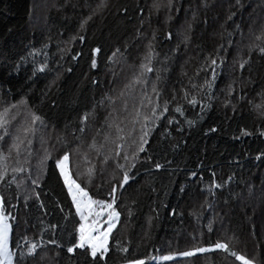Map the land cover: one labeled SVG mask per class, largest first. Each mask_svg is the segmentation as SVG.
<instances>
[{
	"label": "snow or ice",
	"instance_id": "snow-or-ice-1",
	"mask_svg": "<svg viewBox=\"0 0 264 264\" xmlns=\"http://www.w3.org/2000/svg\"><path fill=\"white\" fill-rule=\"evenodd\" d=\"M109 4L110 0H98L94 5L85 0L84 7L88 9V14L79 20L75 33L63 41V47L58 45L61 56L56 65H50L49 54L45 51L48 48L47 43L42 44L39 49L31 48L26 56L20 57V61L33 58L35 66L29 81L37 72L55 73L37 101L40 109L47 106L54 115L59 105L51 93L58 87L63 72L72 71L71 67L64 69L60 61L68 54L73 41L86 45L88 51L86 53L83 48L74 50L72 61L79 62V59L86 58L91 71L99 67V59L103 54L106 56V67L112 76L109 83L115 84L124 74L122 86L102 92L99 99L93 96L89 106L71 119L65 117L62 122L48 120L37 111L36 105L30 107L23 95L15 102L4 100L0 96V264H61L62 259H66L67 264H108V256L113 247L115 252L123 255L122 264H159L160 261H173L175 256L189 258L210 250L196 246L164 255H153L149 250L148 255L138 258L134 254L127 255L132 251L130 238L117 239L116 232L120 230L121 224L126 223L121 209L126 208L127 215L131 217L133 207L139 202L138 198L126 199L130 182L135 183L138 179L137 169H143L145 177L150 181L148 185L135 190L137 197L145 188L153 194L158 193L155 174L167 171L171 176L175 171V155L183 151L186 146L185 137L191 134L192 129L200 126L211 111L212 101L217 99L214 95L216 84L226 71L228 80L220 90L224 95L222 107L226 110L230 108L235 115L237 108L247 101L249 111L264 119V84L260 85L252 99L248 98L249 94L245 91V88L251 89L258 81H264V66L260 64L264 59V0H259V3L255 0H151L147 13L150 35L144 27L143 5L137 3L130 8L127 3L116 4V12L110 13ZM217 4L224 9L223 18L220 12L209 16L210 10ZM39 6L33 0L30 13ZM106 14L122 19L125 25H133L130 39L123 35L116 36L112 29L109 30L104 38V42L110 45L107 52L100 42L88 44L91 38L87 35L89 23H95L97 17L102 23ZM153 16L159 21L156 26L152 24ZM47 20L45 17L46 24ZM160 25L163 26L162 32ZM114 28L116 32L120 31L119 24L114 25ZM174 38L175 45L164 52L163 59H160L161 52L157 50L158 47L164 43L171 44ZM113 40L114 44L111 43ZM209 40L214 41L210 50ZM139 41H144L142 52L139 51ZM134 43L136 55L132 54ZM181 47L185 53L189 49L198 51L195 57H189L181 64V76L186 77V83L179 89V96L173 88L169 99L165 95L164 74L169 72V61L180 57ZM245 50L247 55H244ZM230 52L233 53L231 64L228 62ZM41 54L44 55V61L37 65L35 57ZM253 55L257 57L255 67ZM192 59L196 60L194 66L189 65ZM185 65L192 66L191 75ZM18 67L19 61L13 70H18ZM149 73H154V76ZM88 75V72L84 73V79ZM90 83L97 87L101 84L96 77L91 78ZM10 91V88H0V93L5 96ZM173 103L175 107H171ZM184 103L194 109L199 106L194 118H186ZM179 117L185 119L181 121ZM162 118L167 120L166 125H162ZM231 119V116H227L225 122L229 123ZM169 126L175 128L179 139H176ZM161 127L158 146L153 148L155 131ZM218 131L219 127L213 125L204 129L203 135L208 137ZM238 131L239 135L234 133L233 139L239 140L253 134L245 127H239ZM257 131L260 136H264V129L258 128ZM201 151L207 155V148ZM261 157H264V153L258 154L257 159ZM195 168H205L203 158ZM49 170L66 200L70 201L74 217L71 212L65 211L54 191L44 190L43 185L48 179ZM208 170L212 179L206 186L201 187V192H206L207 195L204 196L200 208L193 209L190 215L200 219L204 209L213 211V217L205 225L212 232L214 222L222 219L215 211L218 202L216 190L224 191L228 188L233 177L230 175L218 182L211 165H208ZM195 177L197 171L190 170L188 179ZM200 179L202 183L203 177ZM248 187L250 191L259 187L261 199L264 200V178L259 186ZM186 191L185 186L181 185L178 198H183ZM42 192L45 196H50L48 203L42 198ZM229 195L234 199L237 196L231 192ZM228 203L225 198L224 204ZM33 206L41 213L37 217L41 228L39 236L34 234L29 237L27 231L31 221L27 214ZM151 212H159L155 200ZM241 212L250 225L244 229L249 236L258 237L264 232V220L262 225H257L255 215L249 216L245 205L241 206ZM56 213L63 214L64 222H49L45 227L43 217ZM180 214L175 208L168 212L169 216ZM152 220L153 216L149 215V225ZM14 229L23 230V235L17 240L15 247L11 245ZM49 232L51 236L45 239ZM65 233L67 239H64ZM110 237L115 242L114 245L109 243ZM240 243V237L233 232L231 235L226 234L223 240L218 239L211 245V249L223 253L225 260L234 258L230 260V264H264V260L257 261L255 256L249 257L240 251ZM77 256L80 257L79 260Z\"/></svg>",
	"mask_w": 264,
	"mask_h": 264
},
{
	"label": "trees",
	"instance_id": "trees-1",
	"mask_svg": "<svg viewBox=\"0 0 264 264\" xmlns=\"http://www.w3.org/2000/svg\"><path fill=\"white\" fill-rule=\"evenodd\" d=\"M36 2L40 6L30 13L29 9L33 0H0V88L5 90L11 89L6 96L3 93H0V96L4 100L15 102L16 99L23 95L29 106L36 105L37 111L48 120H59L62 122L65 117L71 119V117L83 111L86 106H89L93 96L99 99L102 92H107L112 87L118 88L122 86L125 75L122 74L115 84H110L109 81L112 79V76L106 67V56L103 54L99 59V67L91 71H89L86 58L79 59V62L72 61L71 55L74 54V50L83 48L86 53L88 51L86 45L81 44L79 41H73L68 54H65L60 61L64 69L71 67L72 71L63 72L62 78L58 81V87L54 88L51 93L53 98L56 99L59 108L55 115L48 110L47 106L40 109L37 104L39 95L55 73L37 72L36 76L29 81V77L32 76L35 66L33 58L29 57L26 61H20V57L26 56L31 48L35 47L39 49L42 44L47 43L48 48L45 51L49 54L50 65H56L57 60L61 56L58 51V45L63 47V41L68 40L75 33L79 20L83 15L88 14V9L84 7L85 0H36ZM89 2L94 5L98 0H89ZM255 2L259 3V0H255ZM124 3H127L130 8L137 3L144 6V27L150 35L151 30L148 28L147 13L151 0H110V13L116 12L114 5ZM72 5H77V7L73 8ZM185 6L187 7V4ZM216 12H220L221 18H223L224 9L219 4L210 10L209 16H214ZM180 15L181 17L183 16V11H181ZM162 16L163 14H161V19ZM45 17L48 18L47 24ZM201 18H203V13H201ZM133 23H135V20ZM117 24L120 25L119 32H116L114 28V25ZM152 24L154 26L159 24L155 16L152 17ZM132 26V24L125 25L122 19L112 14H106V18L102 23L100 22V18L97 17L95 18V23L90 22L87 27V35L91 38L88 44L100 42L105 48V52H107L110 45L104 42V38L108 35L109 30L112 29L116 36L123 35L130 39ZM125 28H127V31H125ZM160 28L162 32L163 26L160 25ZM211 30L210 25L209 31ZM111 43L114 44L115 40ZM175 43L176 38L172 40L171 44L164 43L158 47L157 50L161 52L160 59H163V53L167 52ZM143 44L144 41H139V51L141 52L143 51ZM213 44L214 41H208L209 50ZM197 51L196 49H189L185 53L184 48L181 47L180 57L175 61H169V72L164 74L166 76L165 95L167 98H171V90L173 88L179 96V89L186 83V77L181 76V64L189 57H195ZM132 54H137L135 43L132 47ZM244 55H247L246 50ZM232 59L233 53L230 52L228 54L229 64H231ZM252 59L253 66L255 67L257 57L253 55ZM35 60L38 65L44 61V55L41 54L35 57ZM17 61H19L18 70H13L16 67ZM195 63V59L189 61V65L194 66ZM260 64L264 66V59L260 61ZM189 65H185V67L188 74L191 75L193 68ZM86 72L89 75L87 79H84V73ZM149 75L154 76V73H149ZM93 77L100 80L101 84L99 87L93 86L90 83ZM227 80L228 73L226 71L225 75L221 76L219 82L216 84L214 95L217 99L212 101L213 107L211 111L206 115L205 120L200 126L192 129L191 134L185 137L186 146L182 152L175 155L173 164L175 171L172 175L169 176L167 171L155 174V186L158 189V193L153 194L145 188V191L140 192L137 197L135 190L140 186H146L150 183L145 177L143 169H137L139 173L138 179L135 183L130 182L126 199L138 198L139 202L133 207V215L131 217L127 215L126 208L121 209L126 223L121 224L120 230L116 232L117 239L130 238L132 251L127 255L131 256L134 254L138 258H142L148 255L149 250L152 251L153 255L157 253L164 255L192 249L196 246L209 248L218 239L223 240L226 238V234L231 235L234 232L241 240L239 245L240 251L249 257L255 256L257 261L264 260V232H261L258 237L249 236L248 232L244 229L245 227H250V225H248L247 220L241 212V206L245 205L248 215L254 214L256 224L262 225V220H264V200L261 199L259 187H256L254 191H250L248 185L259 186L262 178H264V157L257 159L258 154L264 153V136H260L257 131L258 128L264 129V119L249 111L247 101L243 102L242 107L237 108L235 115L232 114L230 108L226 110L222 107L224 95L220 90L224 88ZM261 84H264V81H258L251 89L245 88V91L249 94V99L255 97ZM148 91H151L150 85ZM171 107H175V103ZM183 107L188 119L194 118L195 113L199 111V106L194 109L184 103ZM173 115L178 116L175 113ZM227 116L232 117L229 123L225 122ZM179 119L182 121L185 117H179ZM161 123L162 125H166L167 120L162 118ZM213 125L218 126L219 131L205 137L203 135L204 129ZM169 127L176 136V139H179V135L175 133V128ZM239 127H245L253 134L244 136L239 140L233 139L234 133L235 135H239ZM160 131H162V127L155 131L153 148L158 146L157 139L159 138ZM37 147H39L38 144ZM205 148H207V155L201 151ZM161 156H163V152H161ZM201 158L205 161V168L197 170L195 165L200 162ZM237 160L238 163L236 162ZM208 165H211L216 172L215 178L218 182L230 175L233 177L228 188L224 191L216 190L218 202L215 211L219 213L222 219H217L214 222V230L212 232H209L205 225L213 217V211L204 209V214L200 219H195L190 215L193 209L198 210L200 208L204 196L207 195L206 192H201V187L206 186L212 179L209 174ZM190 170L197 171V177L192 180L188 179V172ZM201 177H203L202 183ZM181 185H184L187 191L183 198H178V190ZM43 188L46 191H54L64 205L65 211L71 212L72 217H74V209H71L70 201L66 200L65 194L62 192L60 186L57 185L51 170H49L48 179L45 181ZM230 192L237 194L235 199L229 195ZM41 195L45 203L50 201V196H45L43 192ZM225 198L229 201L227 205L224 204ZM153 200H155V204L159 208L158 213L151 212ZM20 203L22 204L23 201ZM34 204L35 202L33 201ZM173 208L181 214L169 216L168 212ZM27 215L31 221L28 225L27 235L29 237H32L34 234L39 236L41 225L37 217H40L41 213L33 206ZM149 215L153 216L150 225L147 222ZM43 219L45 227L49 222H64L63 214L60 213L43 217ZM33 224L35 225L34 227L32 226ZM69 227L71 228V219L69 220ZM257 231L260 232V229ZM21 235H23L22 229H14L11 235V245L13 247H15ZM184 235H195V239L183 238ZM48 236H51V232L45 236V239ZM57 236L59 238V233H57ZM67 238V234L65 233L64 239ZM109 243L112 245L115 243L111 237ZM49 251H51V246H49ZM79 259L80 257L77 256V260ZM122 260L123 255L115 252L113 247L111 254L108 256V264H122ZM230 260H234V258L225 260L223 253L212 250L197 254L194 257L164 261L160 264H230ZM61 264H67L66 259H62ZM150 264H154V262H150ZM236 264H239V262H236Z\"/></svg>",
	"mask_w": 264,
	"mask_h": 264
},
{
	"label": "rangeland",
	"instance_id": "rangeland-1",
	"mask_svg": "<svg viewBox=\"0 0 264 264\" xmlns=\"http://www.w3.org/2000/svg\"><path fill=\"white\" fill-rule=\"evenodd\" d=\"M37 17H38V16H37ZM193 236L195 237V235H193ZM193 236H190V235H184L183 238H184V237H187V238L190 239V240H194V239H193ZM209 249H210L209 251H212V250H213V249H211V247H209ZM187 250H189V249H187ZM182 251H184V250H182ZM217 251H219V250H217ZM178 252H179V251H178ZM174 253H176V252H174ZM198 254H200V253H198ZM182 258H186V257L175 256V257H174V260H180V259H182ZM162 262H164V261H160L159 264L162 263Z\"/></svg>",
	"mask_w": 264,
	"mask_h": 264
}]
</instances>
